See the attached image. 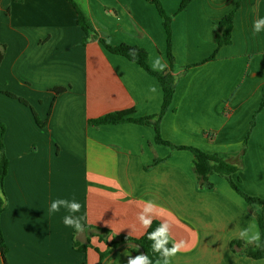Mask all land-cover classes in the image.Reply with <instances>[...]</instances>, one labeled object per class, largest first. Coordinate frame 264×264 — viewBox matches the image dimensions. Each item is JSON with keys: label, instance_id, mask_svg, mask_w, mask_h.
I'll list each match as a JSON object with an SVG mask.
<instances>
[{"label": "crops", "instance_id": "1", "mask_svg": "<svg viewBox=\"0 0 264 264\" xmlns=\"http://www.w3.org/2000/svg\"><path fill=\"white\" fill-rule=\"evenodd\" d=\"M75 1L109 43L142 47L152 69H170L156 4ZM159 1L172 16L177 76L162 138L240 165L234 178L241 188L264 199V0H193L182 10V0ZM232 11V43L201 63L216 51L217 25ZM77 21L68 0H0V122L9 159L0 220L9 263L100 264L97 248L107 244L84 223L141 237L159 220L173 248L157 264H264L244 252L261 241V207L227 178L211 174L200 187L192 151L157 142L151 125L89 123L129 108L135 116L158 114L164 93L138 63L98 40L84 45ZM56 87L65 90L57 94ZM5 90L25 97L42 121L56 98L48 124L40 127ZM75 238H90L92 246L78 251ZM104 264H137V257L122 247Z\"/></svg>", "mask_w": 264, "mask_h": 264}, {"label": "trees", "instance_id": "2", "mask_svg": "<svg viewBox=\"0 0 264 264\" xmlns=\"http://www.w3.org/2000/svg\"><path fill=\"white\" fill-rule=\"evenodd\" d=\"M76 9L77 17H78V25L84 31V37L82 39V43L87 45L89 42L93 40H98L108 51L124 56L131 61H134L141 65L148 73L155 76L163 89L164 99L163 105L160 113L154 115H146V116H135V109H122L115 110L112 112H108L99 117L89 119V123L94 126L106 125V124H119L123 122H134L137 124H145L151 125L154 127L156 132V141L162 144L170 145L179 149H189L194 154V171L196 177L199 182L200 187H204L208 182L209 176L211 174H219L227 178L230 182L234 190H236L239 194H241L249 204L259 205L261 207V211L259 213V223L262 229V238L259 242L258 247L247 249L244 251L247 255L260 259L264 258V199L252 196L247 194L240 185V180H236L234 178V174L239 170L240 165L231 162L226 157L220 156L217 153L211 154L207 153L204 150L193 147V146H174L170 142L164 140L161 136L160 131V122L161 119L166 112V110L172 104L174 99V94L176 90L177 76L174 74V65L175 58L172 52V30H171V20L172 16L168 15L165 9L162 6V3L159 0H149L156 4L162 18L163 23L166 28L168 39H167V55L170 61V69L167 71L159 72L152 69L149 64L148 53L147 51L139 46L130 45L127 43H122L118 45H113L107 41V39L102 36L97 29L92 25L89 20L87 14L80 8V6L76 3L75 0H68ZM193 0H182L180 4L179 10L186 8V6L192 2ZM235 11H232L225 15L221 21L217 25L216 32V43L217 49L209 58L203 60L201 63L213 60L216 57V53L218 49L226 44L232 43V29H233V20H234ZM6 45L3 44V48L0 49V66L5 56ZM197 65V63H192L185 67L183 73L187 71L189 67ZM55 92L57 94L62 93L65 89L62 87H56ZM4 94L10 98L18 100L23 105L29 107L40 127H44L48 124L50 118L53 115L56 98H54L50 110L48 112L46 120L42 121L35 107L23 96H20L12 91L5 90ZM264 107V89H263V98L259 110H262ZM5 133H6V125L3 122H0V218L1 214L5 211L7 207V197L5 191V179L8 174V165L9 159L6 153V144H5ZM82 229H94V235H97L100 240L104 241L107 244V248L105 250H101L97 248L100 254V264H103L105 259L109 256V254L116 249L118 246L125 244L127 242H135L139 244L145 251L147 255V264H157L159 261L164 260L168 253L173 248V243L163 238L162 236V223L159 220H153L149 225L147 231L141 237H133L127 234H115L112 230L104 227L93 226L87 223H84L81 226ZM90 246H92L90 242V238L86 241L74 239V248L78 251L85 252ZM243 242L241 240H233L232 247L235 250L242 248ZM132 250L137 257V264H142V252L139 247L136 246H127ZM8 245L6 243L4 233L1 226L0 220V255L2 258L3 264H10L7 258L8 253ZM81 264H87L83 262Z\"/></svg>", "mask_w": 264, "mask_h": 264}, {"label": "water", "instance_id": "3", "mask_svg": "<svg viewBox=\"0 0 264 264\" xmlns=\"http://www.w3.org/2000/svg\"><path fill=\"white\" fill-rule=\"evenodd\" d=\"M124 245L139 247L140 250H141V252H142V264H147V255H146L144 249H143L139 244H137V243H135V242H127V243H125V244H122V245L118 246L116 249H114V250L109 254V256L105 259V261H106L109 257H111L114 253H116L120 248H122ZM105 261H104V262H105ZM104 262H103V264H104Z\"/></svg>", "mask_w": 264, "mask_h": 264}, {"label": "rangeland", "instance_id": "4", "mask_svg": "<svg viewBox=\"0 0 264 264\" xmlns=\"http://www.w3.org/2000/svg\"><path fill=\"white\" fill-rule=\"evenodd\" d=\"M217 29V28H216ZM0 264H3V262H2V258H1V255H0Z\"/></svg>", "mask_w": 264, "mask_h": 264}]
</instances>
